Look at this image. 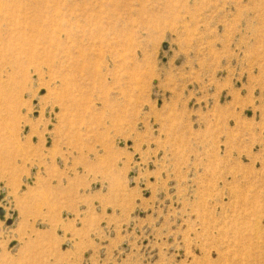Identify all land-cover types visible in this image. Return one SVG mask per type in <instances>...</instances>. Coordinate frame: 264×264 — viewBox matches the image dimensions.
I'll use <instances>...</instances> for the list:
<instances>
[{"label": "rangeland", "instance_id": "obj_1", "mask_svg": "<svg viewBox=\"0 0 264 264\" xmlns=\"http://www.w3.org/2000/svg\"><path fill=\"white\" fill-rule=\"evenodd\" d=\"M0 195V264H264V0H0Z\"/></svg>", "mask_w": 264, "mask_h": 264}, {"label": "water", "instance_id": "obj_2", "mask_svg": "<svg viewBox=\"0 0 264 264\" xmlns=\"http://www.w3.org/2000/svg\"><path fill=\"white\" fill-rule=\"evenodd\" d=\"M1 196H2V195H0V199H1ZM3 215H4V211H3V209L0 208V218H1V219H3ZM10 222H11V221H8L7 224H10Z\"/></svg>", "mask_w": 264, "mask_h": 264}]
</instances>
